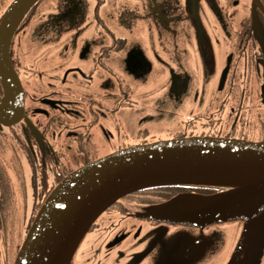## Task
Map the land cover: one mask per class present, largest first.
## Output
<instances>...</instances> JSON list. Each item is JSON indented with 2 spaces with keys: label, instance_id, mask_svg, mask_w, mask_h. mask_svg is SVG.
Wrapping results in <instances>:
<instances>
[{
  "label": "flooded vegetation",
  "instance_id": "obj_1",
  "mask_svg": "<svg viewBox=\"0 0 264 264\" xmlns=\"http://www.w3.org/2000/svg\"><path fill=\"white\" fill-rule=\"evenodd\" d=\"M14 1L0 0V23ZM51 1L31 7L10 47L25 109L16 123L0 122V264H15L24 243L9 215L24 214L27 236L37 216L27 213L83 166L178 139L264 142V0L110 8L100 0L94 19L74 22L61 43L53 37L67 26L54 23L65 11L46 9ZM4 93L0 78V102ZM222 191L166 185L128 194L95 222L71 264H231L235 255L236 264H257V239L237 253L244 223H172L148 212L179 195Z\"/></svg>",
  "mask_w": 264,
  "mask_h": 264
},
{
  "label": "water",
  "instance_id": "obj_2",
  "mask_svg": "<svg viewBox=\"0 0 264 264\" xmlns=\"http://www.w3.org/2000/svg\"><path fill=\"white\" fill-rule=\"evenodd\" d=\"M38 1L15 0L0 23V78L5 92L0 122L4 125L16 123L24 114L23 87L10 47L16 28ZM166 185L228 188L209 196L179 195L160 207L156 219L204 224L242 221L245 233L237 253L256 239L257 249H263L264 228L257 217L264 210V142L197 137L120 150L71 173L42 205L15 264H71L92 226L119 199ZM236 263L235 255L231 264Z\"/></svg>",
  "mask_w": 264,
  "mask_h": 264
},
{
  "label": "rangeland",
  "instance_id": "obj_3",
  "mask_svg": "<svg viewBox=\"0 0 264 264\" xmlns=\"http://www.w3.org/2000/svg\"><path fill=\"white\" fill-rule=\"evenodd\" d=\"M99 1L100 0H52L50 4H47L46 9H49L51 7L56 9L59 5V7L61 8V6H62L63 10L65 11V13H62V14L60 13L58 16L55 17V18H57L55 20L57 24L56 23H54V24L57 28L59 26H60V28H62L64 26L66 28V26H67L66 33L63 34L64 33L63 32L60 35L59 34L54 35V37H53L54 41L61 43L60 41H62L63 38H66L67 32L74 27L73 26L74 22L81 20L82 18L85 17V15L87 16V14H90V19L93 20L95 17V14H96V10H97L96 7H97ZM116 1H119L121 5H125V4L131 3L133 0H112V1L107 0L106 2H108V7L110 8V2L116 3ZM112 9H113V12H116V6H112ZM79 25H80V23H79ZM78 29L80 31L79 26H78ZM214 188L215 189H227L228 187H224V188L214 187ZM159 211H160L159 206H152L148 209L149 214H156ZM37 214L36 213H27V216L31 217L32 215L36 216ZM106 214H108V213H106ZM9 216H10L9 222L13 223V224H17L18 230L22 231L23 242H24V240L26 238L25 226L28 224V221H27L28 219H25L24 214H20V213H13V214H10ZM10 218H12L14 220L10 221ZM102 218H104V217H102ZM257 220L260 221V223L262 224V226L264 228V210L258 214ZM99 222H101V220H99ZM236 222L237 223L234 222L233 224H240V223L242 224L243 223L242 221H236ZM263 233H264V231H263ZM88 239H90V236L88 237ZM262 239H264V234L262 236ZM13 258H14V253L12 255V259L10 260V262H13V260H14ZM157 259L158 260L156 261V264H176L172 260L164 259V258L162 259V257H159ZM152 264H155V263H152ZM258 264H264V250H262L261 257L260 258L258 257Z\"/></svg>",
  "mask_w": 264,
  "mask_h": 264
},
{
  "label": "trees",
  "instance_id": "obj_4",
  "mask_svg": "<svg viewBox=\"0 0 264 264\" xmlns=\"http://www.w3.org/2000/svg\"><path fill=\"white\" fill-rule=\"evenodd\" d=\"M158 187V186H157ZM202 187H207V186H202ZM147 189V188H146ZM143 190V189H142Z\"/></svg>",
  "mask_w": 264,
  "mask_h": 264
}]
</instances>
